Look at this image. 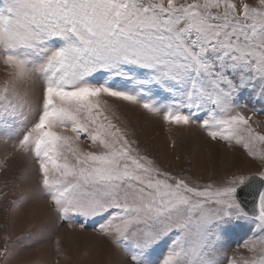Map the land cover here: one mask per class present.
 Wrapping results in <instances>:
<instances>
[{"label": "snow or ice", "instance_id": "obj_1", "mask_svg": "<svg viewBox=\"0 0 264 264\" xmlns=\"http://www.w3.org/2000/svg\"><path fill=\"white\" fill-rule=\"evenodd\" d=\"M0 65V171L19 155L15 186L37 185L11 213L39 195L61 223L92 220L117 264H264V0H0ZM110 100L259 167L207 182L166 171Z\"/></svg>", "mask_w": 264, "mask_h": 264}, {"label": "rangeland", "instance_id": "obj_2", "mask_svg": "<svg viewBox=\"0 0 264 264\" xmlns=\"http://www.w3.org/2000/svg\"><path fill=\"white\" fill-rule=\"evenodd\" d=\"M6 79V71L0 65V85ZM36 88L39 91V85ZM241 102H247V97ZM110 104L115 113L113 122L126 126L130 138L137 141L140 149L146 151L160 168L173 174L190 175L194 180L207 182L227 178L237 170L255 173L259 167V162L254 163L243 149L229 148L223 142L211 140L196 125L169 126L162 119L125 102L110 100ZM247 114L251 115L250 112ZM253 118L264 121V115L259 114V105ZM8 131L0 128V135ZM22 131L21 128L12 131L13 139ZM82 147L87 150V145ZM3 154L4 145L0 144V159ZM9 164L7 176L0 171V246L7 235L17 253L10 264H117L120 259L117 250L98 234V225L92 220L85 222V228L79 227L83 218L73 217L74 227L68 222L61 223L55 217L51 203L39 195L22 210L11 213V201L18 199L24 189L35 191L37 185L32 179L16 187V177L26 167L25 161L17 155ZM5 192L8 193L6 198ZM245 232L246 229L242 230L240 236ZM235 248L233 244V251ZM233 251L228 255H233Z\"/></svg>", "mask_w": 264, "mask_h": 264}]
</instances>
